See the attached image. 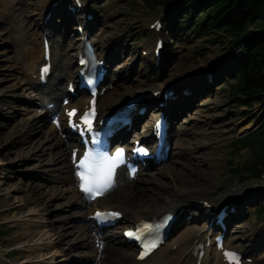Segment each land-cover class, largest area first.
Here are the masks:
<instances>
[{"label": "bare ground", "instance_id": "6f19581e", "mask_svg": "<svg viewBox=\"0 0 264 264\" xmlns=\"http://www.w3.org/2000/svg\"><path fill=\"white\" fill-rule=\"evenodd\" d=\"M83 9L76 14L77 21L86 22L87 32L91 33L93 27L97 26L93 19L87 20L86 15L90 12L86 11L88 6V0H81ZM71 4L77 7L75 0H62L52 1L49 3L41 4L40 0H13V12L10 15L8 21V29L6 36L11 31L17 33L14 35L13 40L6 39L3 43L16 44L22 49L23 60L22 66H25V70L14 71V67H5L0 60V119H6L8 122H16L11 130L8 137L3 140V144L0 145V156L5 158L8 156L3 152L8 151L12 142L19 139L21 147L15 154L16 157L11 160V164L17 161L31 162L38 160L41 164L48 156V164L52 166L49 171L51 174L42 176H35L36 179L41 182L38 185H16V190H22L26 187L31 192H44L46 195L47 188L48 197L51 202L63 201L60 205L61 211L74 210L70 215L62 216L56 223L50 222H39L35 225H29L28 230L21 233L19 238L27 243V246L32 244L30 250L24 251L23 256L26 255L28 260L25 261L27 264H56L54 259L56 254L60 253L59 249L56 248L57 242L68 243L69 250L77 253L80 252L79 256L74 257L72 262L77 264H161L158 260L160 251L155 252L147 261L139 263L135 260L136 255L134 253L133 245H127L122 239V234L117 232V227L111 230L108 234H102L97 232L94 222L90 219L89 215L93 214L92 203L87 197L78 191V182L74 175V169L71 163V148L74 144V139L67 138L63 139V135H59V131L55 126H49V117L56 112L63 110L62 99L64 98L65 90L61 88L64 81H72L73 73L75 70L74 63L68 62L67 64L62 63L63 58H72V52L80 50V36L76 34L77 30L74 28V32L66 31L65 27H70L73 22L74 15H69L66 26H64L65 33L61 35L63 28L53 27L54 16L68 13L66 6ZM18 6V8H17ZM25 8V9H24ZM33 12L31 15L30 13ZM27 13L28 16L26 15ZM51 17L48 18V16ZM33 17V18H32ZM38 17V18H35ZM65 21V20H64ZM65 25V24H63ZM63 27V26H62ZM27 30L33 37L35 36V43L39 42L38 36L41 34V38L46 34L52 43L53 49V63H54V74L50 82L46 87L37 84V80L34 79L35 67L39 63L43 62V42L42 48L27 47L30 42L27 41L26 37L21 36V29ZM152 36L155 38L153 47L150 43L144 44L143 48L150 51V55L140 60L149 62L154 59V49L159 38L164 39L162 32L157 33L153 31ZM90 41L95 45L97 55L104 60H107L110 69L108 70L110 75H115L117 78L116 85L112 79L106 84V87L115 85L113 93L108 90L103 97L100 98L99 110L101 113H106L111 110H115L116 106L125 103L127 99L135 97L139 94H147L155 91L168 90L174 93L176 99L173 101H166L162 96H159L155 101L157 104H163V110H168L169 117L172 119L174 130L172 134H175L176 124L182 114L186 113L199 99V95L202 90L211 89L209 83L200 82L198 84L189 85L185 83L184 79L188 78L185 76L178 82H160L155 86L145 87L144 84L147 82V74L144 70L140 71V79L137 80L139 86L127 88L126 86L121 87V81L124 78L126 67L115 64L122 58L123 50H115L112 52V38L108 37L106 42L103 40L94 38L91 33ZM1 40V39H0ZM165 41V40H164ZM67 51V54H64ZM133 53L130 49L126 53ZM7 53V52H4ZM125 55V54H124ZM132 57V56H131ZM130 59V58H128ZM129 62L125 59L122 63ZM204 69V68H203ZM10 70L13 72L12 75L9 73ZM225 68L216 70L215 82H218L225 73ZM200 71L206 73L207 69ZM10 74V75H8ZM1 76H4L1 78ZM12 83V84H9ZM9 84V85H7ZM124 88V89H123ZM189 89V94L185 95L184 90ZM37 94V95H34ZM8 98L5 99V96ZM42 95L43 107L54 103L55 108L52 110H46L39 112L35 108L37 107V96ZM3 96V98H2ZM18 100L19 105L14 106V102ZM46 103V104H45ZM155 105V104H154ZM166 105V107H165ZM76 104H71V107H75ZM148 111L142 117L137 116L134 120V127L131 130L132 138L137 139L139 135L135 136L138 130L141 128L142 132L146 133L149 131L148 124H143L144 121H148V118L156 112V106H147ZM25 111L27 116L21 122L18 121L17 110ZM151 108L153 110H151ZM166 108V109H165ZM46 109V107H45ZM218 125V124H217ZM192 128V127H191ZM33 131V133H32ZM182 133V132H181ZM183 133L187 135V140H183L182 144H178L175 147L174 158L171 165L167 164L162 168L154 167L151 169L153 175H150L149 179H140L139 175L134 181H128L126 177L122 176L118 181V191L116 195L110 197L106 196L104 199L98 200L97 203L100 208L119 212L123 215L122 224L125 227L132 226L144 220H152L154 218H160L167 213H173L176 209L186 208L187 212H194L197 207V203L200 201H208L213 204V208L217 206H226L229 208L235 207L237 212L233 217L231 216L230 223H237L243 217L244 204L251 200V197H247L246 188H243L238 184L236 179H225L222 182L215 181L214 178L205 174L207 167H202L199 172L195 167H191L188 164H182L181 171L176 169L179 165V158L183 154L193 153L194 149L202 148L204 145H209V151L203 153L198 157L197 163L203 162L208 165L204 160V155L212 150V143L216 140L215 134H204L202 127L197 130H189L185 128ZM1 134V133H0ZM62 134H66L64 131ZM173 138V137H172ZM193 142V143H192ZM192 143V144H191ZM195 147H192V146ZM205 147V146H204ZM39 158V159H37ZM176 167V168H175ZM161 168L163 170H161ZM148 170L144 171L142 176H149ZM189 174L192 176L186 182L185 175ZM32 177V179H35ZM165 178H170L175 185L168 190L167 183L163 181ZM23 178H21L22 180ZM11 180V179H10ZM9 177H0V188L5 190L9 186ZM53 182H57L58 185L51 186ZM143 184V187L140 185ZM10 200V197L6 198V201ZM35 203H31L34 205ZM227 206V207H228ZM28 205L21 204L13 208L8 209L6 212H15L20 216L21 219H34L42 215V213L34 212L33 210L28 211ZM198 213H196V219H206L209 210H201L199 207ZM88 213H90L88 215ZM189 215V213L187 214ZM185 218V215L182 219ZM44 219V218H42ZM181 219V220H182ZM205 223H207L205 221ZM236 226V225H234ZM237 227V226H236ZM50 231L45 232V229ZM237 229H241L237 227ZM203 230L199 228L196 230L194 236L189 240V248L194 247L196 242L202 239ZM242 234L244 231L239 230ZM50 232V233H49ZM56 239L53 241V238ZM259 239V238H258ZM261 239H264L262 237ZM238 242L246 244L250 241L240 238ZM252 242V241H251ZM128 247V250L125 249ZM247 251L253 254L259 251V243L254 241L251 245L248 244ZM259 247V248H258ZM55 250V252H54ZM54 252V253H52ZM90 252V253H89ZM65 256V255H64ZM217 256V255H216ZM264 256V251L261 252V258ZM65 263L69 261V258L65 257ZM208 256L204 258L203 264H207ZM219 261H221L219 259ZM193 259L190 255H186L181 264H194ZM0 264H7L4 260L0 259ZM196 264V262H195Z\"/></svg>", "mask_w": 264, "mask_h": 264}, {"label": "rangeland", "instance_id": "374dc122", "mask_svg": "<svg viewBox=\"0 0 264 264\" xmlns=\"http://www.w3.org/2000/svg\"><path fill=\"white\" fill-rule=\"evenodd\" d=\"M52 1L56 0H40V3L44 4ZM58 1L62 2V0ZM143 1L144 0H88L89 8L87 12L93 14V18L97 25L93 27V37L101 39L103 42H106L107 38L111 37L113 42L110 50L113 49L112 52L119 49L123 50L125 55L122 54V58L117 62L122 64L121 66L124 64L123 68L126 67L124 78L121 81V87L126 86L127 88H132L139 86L140 84L137 81L140 79L139 70H144L147 74V82L144 86L152 87L160 82H178L184 79L185 76H188V78L184 79L185 83L189 85L198 84L199 81L205 82L208 76H211L209 73L205 76V73L200 71V69H207L208 72L212 74H215L216 70L218 71L222 68L226 69L223 77L218 82H215L214 76L212 75L211 89H209V91L202 90L195 104L186 113L181 115L177 124L175 139L172 142V154L168 164L171 165L174 158L175 147L178 144H182L183 140H187V135L189 133L186 135L183 133L185 128H188L190 131H195L202 127V132L204 134L216 135V140L212 143V150L204 155V160L208 165H205L203 162L197 163L196 161L201 154L209 151L210 146L204 145L205 147L194 149L192 156H188V153L180 156V163L177 165V168H175L181 171L182 164H188L191 165V167H195L197 172H199L202 167H207L205 174L214 178L215 181L222 182L225 179L239 180L238 184L246 188L247 197H251L252 199L245 203L243 208L244 216L241 218L240 222L236 224L241 228L239 230L244 231V234L232 226L228 235V245L245 250L246 245L238 242V239L243 238L246 240L250 237L256 238L260 236L259 251L255 255L248 256L256 260L254 264H264V256L261 258L260 252L264 251V239H261V237H264V221L258 214L260 208L262 209L264 206V183H241L238 177L229 174V162L231 159L230 146L235 136H244L257 122L255 120L257 118L261 119L264 115V111L260 106H256V108L249 113H243V110L235 103V99L231 93V86L235 84L236 80L235 75H231L230 71L240 57L242 43L239 41L232 44V39L224 35L219 37V39H217L215 35L204 37L201 33L195 32L189 28L190 26L188 25L183 29L179 24V20L176 17L177 14L173 8L169 6L159 9L157 12H147L144 8ZM12 12L13 0H0V60L2 59L4 61L1 63L2 66L4 65L9 68L14 67V71H20L25 70V66L21 65L23 60V48H20L14 43L11 45L3 43V40H13L14 35H17V33L11 31L9 37L8 35L6 36L8 21ZM28 14L29 13L26 15L28 16ZM31 14H33V12H31L30 15ZM62 19L63 18H59V15L54 16L52 26L63 28V33L61 35H64L65 29L68 33L70 31L74 32L73 29L75 26L73 22L69 29L68 27L64 29V26L67 24L66 20L68 19L66 18L65 21H62ZM157 20H161L164 25L163 34L168 50L165 55V61L159 69L154 68L153 61L145 63L140 60L141 58H145L142 51V49H144V44L150 43L153 47L155 38L152 36L153 31L150 27ZM62 22L65 25H63ZM21 36L26 37L27 41L30 42L26 45L27 47H35V36L33 37L30 33H27V30L24 28L21 29ZM38 39H40V36H38ZM39 45L40 43H37V46ZM130 49L133 50V53H126ZM64 54H67V51H64ZM197 54H204V57L199 58ZM71 57V59L70 57L63 58L62 63H74L75 52H72ZM125 59L129 62L122 63ZM9 73L12 75L13 72L10 70ZM3 77L4 76H1V78ZM110 78L115 77L111 75ZM61 87L65 89L66 82ZM113 92L114 90L110 93ZM8 97L9 96L6 95L5 99H11ZM35 98L38 104L35 109L39 112H44L42 96L39 95ZM18 103L19 101L16 100L14 106L20 104ZM19 110L20 108L17 110L18 113L15 114V116L18 115V121L21 122L25 119L27 114L25 111ZM50 122L49 119V123ZM15 124L16 122L10 123L6 119H0V145H2L4 143L3 140L10 135ZM49 126L51 127L52 124L50 123ZM59 135H61V133ZM20 143L19 139H16L12 142L14 148L11 149L10 146L8 148L10 150L3 152V154L6 153L8 156L6 158L0 156V177L5 176L9 177V180L11 179L9 181V186H7L5 190L0 188V232H7V236L4 239L0 238V259L4 260L7 264H27L25 261H27L28 258L26 255L23 256V252L30 250L32 244L27 246V243L20 240L19 236L21 233L28 230L29 225H35L36 223L44 221L46 224L49 223L50 225V222L56 223L62 216L70 215L74 212L73 209L64 210L62 212V208H59L63 201L58 200L51 202L47 195L48 191H50L49 188H47L45 196L44 192L41 193L38 191L34 193L27 190L26 187L22 190H16V185H38L41 181L36 179L35 176L50 175L51 173L49 171L52 168V166L48 164V156L45 157L42 164L38 160H33L31 162L17 161L11 164V160L16 157L15 154L22 145ZM192 147L195 146L193 145ZM242 156L247 159L250 155L248 153H243ZM163 167L164 166H162V168ZM162 168L161 170H163ZM150 175H153V173H150L147 177L142 176L140 179H149ZM32 177L35 179H32ZM21 178L23 179L21 180ZM191 178L192 176L189 174L185 175L186 182ZM163 181L167 183L168 190L175 185V182L170 178H165ZM56 185H58L57 182L51 184V186ZM140 185L143 187V184ZM116 191L112 194L114 195ZM8 197H10V200L6 201ZM31 203L35 204L31 205ZM21 204L28 205V211L34 209L36 213L41 212L42 215L39 216L40 219H21L14 211L6 212L8 209ZM199 228H202V222L195 221L186 223L179 229H176L167 247L159 253V263L181 264L188 250L189 240ZM48 231L50 230L47 228L44 233ZM55 239L56 237L53 238V241ZM248 244L251 245L247 242V246ZM176 246H180L177 252L174 250ZM56 248L60 251V253L56 254L54 259L56 264H77L72 262V260L74 257L76 258V256H79L80 252L70 251L68 243L66 242H57ZM65 257L69 258L67 263L64 262L66 259ZM33 264H36V262ZM207 264H220V262L213 257L209 259Z\"/></svg>", "mask_w": 264, "mask_h": 264}, {"label": "trees", "instance_id": "16d2710c", "mask_svg": "<svg viewBox=\"0 0 264 264\" xmlns=\"http://www.w3.org/2000/svg\"><path fill=\"white\" fill-rule=\"evenodd\" d=\"M146 11L174 6L179 18L197 28L204 37L221 36L233 43L244 39L242 58L236 68L232 95L239 106L253 107L264 102V0H144ZM186 22V25H187ZM204 57V54H197ZM255 138V140H253ZM254 138L243 142L244 148L256 145L260 153L248 166L246 177L264 178V124ZM239 169V167H237ZM260 213H264V210ZM7 232H0L3 239Z\"/></svg>", "mask_w": 264, "mask_h": 264}, {"label": "snow or ice", "instance_id": "6c2138e0", "mask_svg": "<svg viewBox=\"0 0 264 264\" xmlns=\"http://www.w3.org/2000/svg\"><path fill=\"white\" fill-rule=\"evenodd\" d=\"M70 117L76 115L75 110L68 114ZM94 109L91 113H86L82 118L88 129L92 128V118L94 117ZM142 151V150H141ZM123 150L117 151L114 155H109L105 152L88 150L83 157L78 161L77 175L80 180L82 191L90 193L95 197L103 194L110 189L114 183L115 170L121 162ZM102 214L98 213V218ZM129 236L135 235L128 233ZM139 238V237H137ZM148 247H155L154 244ZM231 264H238V260L234 254H226Z\"/></svg>", "mask_w": 264, "mask_h": 264}]
</instances>
